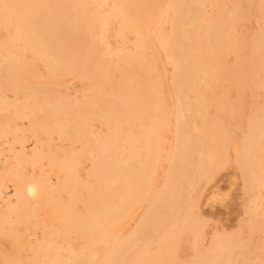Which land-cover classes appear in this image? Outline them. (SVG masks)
Segmentation results:
<instances>
[{
  "label": "bare ground",
  "instance_id": "1",
  "mask_svg": "<svg viewBox=\"0 0 264 264\" xmlns=\"http://www.w3.org/2000/svg\"><path fill=\"white\" fill-rule=\"evenodd\" d=\"M233 164L264 234V0H0V264H264Z\"/></svg>",
  "mask_w": 264,
  "mask_h": 264
},
{
  "label": "rangeland",
  "instance_id": "2",
  "mask_svg": "<svg viewBox=\"0 0 264 264\" xmlns=\"http://www.w3.org/2000/svg\"><path fill=\"white\" fill-rule=\"evenodd\" d=\"M253 19L254 18H252V20ZM252 20L248 21V23H246V26H247V24L249 26H251ZM254 20H257V19L255 18ZM254 20H253L252 28H259L260 24H259L258 20H257V22H254ZM249 22L251 23V25ZM76 85L80 86L79 83H76ZM249 95L250 94L247 95L248 98H249ZM251 100H252L251 95H250L249 99H247V97H246L247 105H248V102L250 104ZM26 145H27V147L29 146V148H31L33 146L32 141L27 142ZM236 167H237L236 164H233L232 166L229 167V169L227 168L226 170L225 169L222 170V172H220V174L213 180V182H210L211 184L208 183L207 187H206V184H203V186H201L200 189L198 190V193H199L202 189L203 190L205 189L204 187H206L205 192H204V196L201 197V199H200V206L199 207L201 209V212L203 213V214L201 213V215L206 217L207 218L206 220H208L210 218L209 220L211 222L205 221L206 227H205L204 237L199 241L198 246L195 247L196 249L193 248L194 246L192 244L190 246V243L189 244L186 243L182 246V251H183L182 255H183L184 259L195 260L197 253L201 250L207 249V246H209L210 240L212 238L211 236L215 235L216 233H218V232L219 233H221V232L222 233L223 232L229 233L230 232V234H233V235L237 234L236 236H238L239 235L238 233L241 232V230H242L243 231V235L241 237L242 239L252 238L254 241V243L252 242L253 246L250 244V251H252L250 253V256L252 255L251 260L255 261L254 257L256 254L254 255V253L255 252L257 253V251H255V248H257L256 246L258 245L256 243L260 242V240L258 241V239H260L259 238L260 236L263 238V239L261 238V241L264 240V234L259 230V232H255L254 234H252L253 235L252 237H248V236H251L250 234L245 235L248 233L245 230V228H246L247 223L249 222V219L252 215V214L250 215V213L247 212L249 205H250L251 195L249 193H248L249 195L247 193H244V191H245L244 181L245 180H242L241 172H240L239 168H236ZM213 186L217 187V189L215 188V190H216L215 192L219 194V195L217 194L218 197H216V196L212 197L211 196V195H213V193H211L210 190L213 188ZM209 197H210V199H208ZM211 197L213 199L215 197V200H213ZM245 206H247V207H245ZM196 212L198 213V211H196ZM42 215H44L43 212H42ZM204 217H202V218L205 220ZM252 217H254V216L252 215ZM239 227L242 229L240 230ZM215 229H217V230H215ZM233 231H235L236 233ZM210 234H213V235H210ZM244 235L247 238H244L243 237ZM253 237H255V238H253ZM247 241H249V239ZM250 243H251V241H250ZM251 247L254 249H251ZM188 256L190 258H188ZM237 264H242V263L237 262Z\"/></svg>",
  "mask_w": 264,
  "mask_h": 264
}]
</instances>
